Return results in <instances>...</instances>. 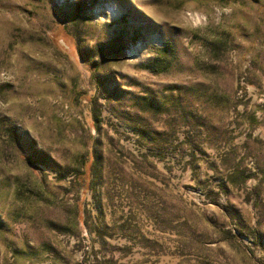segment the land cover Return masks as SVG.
<instances>
[{"label": "rangeland", "instance_id": "374dc122", "mask_svg": "<svg viewBox=\"0 0 264 264\" xmlns=\"http://www.w3.org/2000/svg\"><path fill=\"white\" fill-rule=\"evenodd\" d=\"M0 264H264V0H0Z\"/></svg>", "mask_w": 264, "mask_h": 264}]
</instances>
